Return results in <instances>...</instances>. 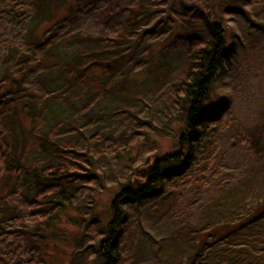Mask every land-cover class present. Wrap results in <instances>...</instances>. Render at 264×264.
<instances>
[{"label": "trees", "instance_id": "obj_1", "mask_svg": "<svg viewBox=\"0 0 264 264\" xmlns=\"http://www.w3.org/2000/svg\"><path fill=\"white\" fill-rule=\"evenodd\" d=\"M197 1L0 0L4 34L26 38L0 49V264H52L65 222L95 233L74 239L80 264H120L148 203L229 187L264 157L214 93L247 43L264 48V0ZM153 134L175 148L147 153Z\"/></svg>", "mask_w": 264, "mask_h": 264}, {"label": "rangeland", "instance_id": "obj_2", "mask_svg": "<svg viewBox=\"0 0 264 264\" xmlns=\"http://www.w3.org/2000/svg\"><path fill=\"white\" fill-rule=\"evenodd\" d=\"M9 24L13 27L14 23ZM43 28L41 24L36 30ZM5 32L1 27L0 49L7 43H18L21 38H13ZM250 47L247 43L234 76L225 81L227 83L217 84L214 93L217 98L224 95L232 98L224 120L228 125H249V129L257 128L256 132L264 138V48L263 44ZM179 66L172 67L173 72H168V77L177 75L182 68ZM128 70L134 69L129 67ZM148 76L145 70L131 73V78L136 80ZM150 137L155 141L156 150L147 153H163L175 148L173 135ZM137 150L145 151V148L138 145ZM204 190L198 195L182 191L183 197L177 198L173 206L174 199L144 206L123 237L120 264H264V157L249 162L229 187L215 192ZM96 198V209L101 213L110 195L98 193ZM86 228L64 223L66 238L51 239L55 240L49 248L52 264L83 263L84 253L74 254L80 248L74 239L82 230L80 246L91 243L95 233L91 232L92 228Z\"/></svg>", "mask_w": 264, "mask_h": 264}]
</instances>
